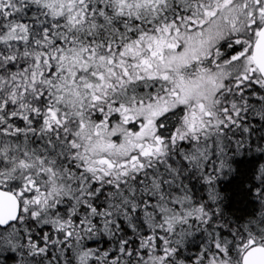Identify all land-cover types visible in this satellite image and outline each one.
I'll return each mask as SVG.
<instances>
[{
	"label": "snow or ice",
	"instance_id": "6c2138e0",
	"mask_svg": "<svg viewBox=\"0 0 264 264\" xmlns=\"http://www.w3.org/2000/svg\"><path fill=\"white\" fill-rule=\"evenodd\" d=\"M0 264H264V0H0Z\"/></svg>",
	"mask_w": 264,
	"mask_h": 264
},
{
	"label": "trees",
	"instance_id": "16d2710c",
	"mask_svg": "<svg viewBox=\"0 0 264 264\" xmlns=\"http://www.w3.org/2000/svg\"><path fill=\"white\" fill-rule=\"evenodd\" d=\"M256 158L241 156L234 160L236 172L220 181L221 191L226 195L225 208L230 212L240 213L245 210L243 186L250 179L251 172L256 164Z\"/></svg>",
	"mask_w": 264,
	"mask_h": 264
}]
</instances>
